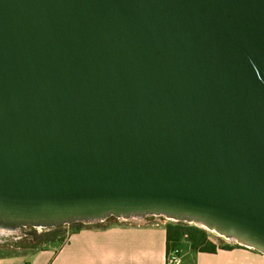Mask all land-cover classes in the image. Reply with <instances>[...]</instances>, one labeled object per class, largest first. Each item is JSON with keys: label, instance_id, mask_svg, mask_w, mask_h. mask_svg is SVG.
<instances>
[{"label": "water", "instance_id": "water-1", "mask_svg": "<svg viewBox=\"0 0 264 264\" xmlns=\"http://www.w3.org/2000/svg\"><path fill=\"white\" fill-rule=\"evenodd\" d=\"M147 216L264 255V0H0V227Z\"/></svg>", "mask_w": 264, "mask_h": 264}, {"label": "crops", "instance_id": "crops-1", "mask_svg": "<svg viewBox=\"0 0 264 264\" xmlns=\"http://www.w3.org/2000/svg\"><path fill=\"white\" fill-rule=\"evenodd\" d=\"M92 225L67 234L66 242L54 241L28 252L22 262L2 258L0 264H166L165 225L139 220ZM178 251L182 264H264V255L248 248L201 253L183 239Z\"/></svg>", "mask_w": 264, "mask_h": 264}, {"label": "trees", "instance_id": "trees-1", "mask_svg": "<svg viewBox=\"0 0 264 264\" xmlns=\"http://www.w3.org/2000/svg\"><path fill=\"white\" fill-rule=\"evenodd\" d=\"M106 221L111 223L116 222L117 220L114 218H110ZM85 227L86 226L84 224L80 223L76 225H70V233L79 231L80 229ZM60 229L61 227L58 226L53 229H50V231H47L44 234L35 235L33 238H31V242H29V245H27V247L25 248L30 250H36L38 246H43L54 241H63L64 236H61L62 233ZM165 229L167 255L173 251L179 250V245L184 236L187 237L191 249L201 253L215 254L218 250H232L234 248H244L237 244L214 242L210 238V233H208L204 229L195 226H190L185 223L172 222L171 224L166 225Z\"/></svg>", "mask_w": 264, "mask_h": 264}, {"label": "rangeland", "instance_id": "rangeland-1", "mask_svg": "<svg viewBox=\"0 0 264 264\" xmlns=\"http://www.w3.org/2000/svg\"><path fill=\"white\" fill-rule=\"evenodd\" d=\"M155 219H159L162 222H165V227H166V225L172 223V221L168 220L165 217H161V216L148 217V218H146V222L153 223ZM139 221H142V220H139ZM76 224H78V223H74L72 225H76ZM109 224L110 223L108 221H104L103 223L97 222V223H94V225L88 224L85 226H91L92 225V226L104 227V226H107ZM185 224H187V223H185ZM188 225H190V224H188ZM190 226H193V225H190ZM60 227H61L60 231L62 233L61 236H64L63 241L66 242V240H65L66 236L71 231L70 225H64V226H60ZM45 232H47V230L43 229V228L38 229L35 227H31V226H21V227H19V229L15 230L13 233L8 232V233L0 234V259L5 258V261H8V262L10 260H15L14 263H19V262L26 260L28 258V256L26 254L28 252L34 251V250H30V249L25 248V247H27V245H29V242H31V238H33L35 235L44 234ZM208 233H210V238L214 242L228 243L226 241L221 240L220 238H218L213 233H211V232H208ZM183 239L187 240V237L184 236L182 238V240ZM229 244H231V243H229ZM40 249H42V246H38L36 250H40ZM181 255H183V252Z\"/></svg>", "mask_w": 264, "mask_h": 264}, {"label": "built area", "instance_id": "built-area-1", "mask_svg": "<svg viewBox=\"0 0 264 264\" xmlns=\"http://www.w3.org/2000/svg\"><path fill=\"white\" fill-rule=\"evenodd\" d=\"M148 217H157V216H147L144 219H139V220L144 221L145 224H150L153 226L165 225V222H162L159 219H155L153 223L146 222V218ZM116 220L122 223H131L132 221H135V220H123V219H116ZM166 264H182V260L179 256V251H173L170 254H168L166 258Z\"/></svg>", "mask_w": 264, "mask_h": 264}, {"label": "bare ground", "instance_id": "bare-ground-1", "mask_svg": "<svg viewBox=\"0 0 264 264\" xmlns=\"http://www.w3.org/2000/svg\"><path fill=\"white\" fill-rule=\"evenodd\" d=\"M6 231V232H5ZM13 233L14 231H12V230H9V229H4V228H2V227H0V234H4V233Z\"/></svg>", "mask_w": 264, "mask_h": 264}]
</instances>
